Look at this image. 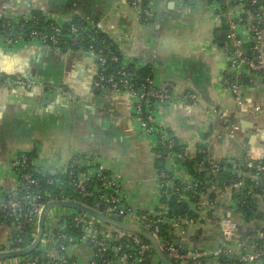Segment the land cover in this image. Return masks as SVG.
<instances>
[{
  "label": "crops",
  "instance_id": "obj_1",
  "mask_svg": "<svg viewBox=\"0 0 264 264\" xmlns=\"http://www.w3.org/2000/svg\"><path fill=\"white\" fill-rule=\"evenodd\" d=\"M130 1L0 0V13L15 16L37 10L56 23L77 17L95 25L124 61L149 70L154 82L169 90L172 102L158 108L157 121L191 159L204 152L216 163L240 161L246 151L264 159L263 83L242 75L240 104L223 87L227 52L222 37L217 39L223 33L208 1L154 0L147 21L140 20V11ZM96 73V61L84 52L34 42L12 48L0 42V74L39 84L29 91L0 89L1 193L14 186L12 161L19 155L35 153L50 164L90 156L100 168L116 174L124 199L137 212L154 209L157 173L164 164L153 150L155 138L141 134L127 95L94 90ZM187 93L196 96L195 104L179 101ZM232 126L239 128L233 138ZM178 176L188 180L184 172ZM254 202L264 215V202L258 197ZM234 206L230 194L222 193L200 225L173 232L172 240L196 250L222 241V219H230L242 235L263 224L245 222ZM9 233L7 226H0V243ZM66 257L73 264H90L93 250L73 245ZM16 263L13 259L1 264Z\"/></svg>",
  "mask_w": 264,
  "mask_h": 264
},
{
  "label": "built area",
  "instance_id": "obj_2",
  "mask_svg": "<svg viewBox=\"0 0 264 264\" xmlns=\"http://www.w3.org/2000/svg\"><path fill=\"white\" fill-rule=\"evenodd\" d=\"M153 1L131 0L130 5L140 11V20L147 21ZM207 1L218 29L223 33L221 45L227 52L228 70L221 77V84L240 104L242 75H250L255 82L261 80L264 86V0ZM0 22L7 31V34H0V42L12 48L32 42L56 48L60 43L59 36L64 24L51 26L50 35L33 29L23 36L27 23L32 22L33 27L37 25L31 12L15 16L0 13ZM89 30L87 27L84 29L85 32ZM78 31L76 27L70 30L69 43L72 46L80 42ZM79 52H84L96 61L94 90L127 95L141 134L155 138L153 150L159 158L165 159L163 169L157 173L158 198L155 207L151 211L138 213L124 199L116 174L100 168L90 156H75L66 163L50 164L37 156L29 159L28 154H22L12 161L15 177L13 188L8 192H0V226L5 225L10 230L6 241L0 243V254L21 250L10 248L21 245L28 230L33 240L35 239L39 216L45 205L69 202L149 233L156 239L170 264H264L263 213L261 220H255L263 224L256 225L252 231L243 235L230 219H222L219 224L222 241L196 250L187 249L183 242L175 243L171 237L173 232L184 233L186 229L200 225L204 217L214 210L218 196L224 192L230 194L234 205L235 196L243 192L264 202L263 188L259 189L258 194H252L253 189L259 187L261 178H264V165L258 163L261 159H255L247 151L244 157L247 169L254 170L260 177L244 173L241 164L230 160L226 162L230 166L228 171L235 174V179L222 187L218 181L204 183L205 187L201 189L202 183L196 182L184 165L191 160L188 151L183 147L176 151L174 148L179 145L177 140L157 121L158 108L172 102L169 90L157 85L152 77L142 79V83L135 87L130 78L140 68L135 66V71H128L131 63L121 61L113 53L104 55L102 50H96L92 46L86 50L81 48ZM108 60L121 63L116 76L106 75ZM38 86L33 79L0 74V89L22 88L29 91ZM43 87L52 92L50 86ZM179 101L195 104L197 98L187 93ZM255 112H259V109ZM238 129L237 126H232V138ZM204 162L209 163L208 170L212 175L218 173V163L206 157L199 164L200 168ZM181 172L189 176L188 180L180 179L178 175ZM246 180L252 184L249 189L246 187ZM176 181L182 184L181 189L176 186ZM42 183L46 186L45 189ZM212 195L214 199L211 198ZM173 197L178 205L186 206L187 212L183 216H171L169 207L162 202V199L169 201ZM86 199L93 200L92 207L84 203ZM234 208L237 212L236 205ZM64 209L72 210V213L68 214L63 210V214L50 217V210L47 215L44 233L36 249L47 258L44 264H73L66 257L67 249L73 245L92 248L93 258L90 264H161L153 247L138 235L107 226L82 211ZM162 227L167 229V237L162 236ZM12 260L2 261L0 264ZM16 260V264H39L38 257L30 255Z\"/></svg>",
  "mask_w": 264,
  "mask_h": 264
},
{
  "label": "trees",
  "instance_id": "obj_3",
  "mask_svg": "<svg viewBox=\"0 0 264 264\" xmlns=\"http://www.w3.org/2000/svg\"><path fill=\"white\" fill-rule=\"evenodd\" d=\"M35 21L37 22V25L33 27V23L29 22L26 24L24 31L22 32L23 36H26L29 34V32L33 29L37 30L40 33H47V35H50L51 32H49L50 27L57 23L51 20L47 15L42 13L41 11L33 10L31 11ZM76 27L79 31L77 33L79 44L76 46L70 45V30L71 28ZM89 28V31H84L85 28ZM0 34H7L6 28H4L1 25L0 22ZM60 43L56 47L58 49H64V50H70V51H79V49L83 48L84 50L88 49L89 46L94 47L96 50H102L104 55H107L109 53H113L118 58H120L121 61H123V57L121 53L117 50V48L111 44L108 39L100 33V31L97 29L95 25H92V27L88 26L87 22H84L83 20H80L77 17H74L71 19V21L64 23L62 27V33L59 36ZM121 68V63H113L109 60L106 64V75H114L116 76L118 70ZM128 71H135V66L133 64L128 66ZM136 74L130 78V82L135 85V87L139 86V84L142 83V79L146 77H151V74H149V70L143 68L135 72ZM182 147L180 145H176L174 148L176 151H179ZM164 156V154H163ZM27 157L29 159H33L36 157L35 153L28 154ZM206 154L204 152H200L195 159H191L189 161H186L184 165L188 169V173L196 180V182H201L202 185L200 186L201 189L205 187L204 183H210L213 181H218L219 185L222 187V185H227L231 183L235 179V174L229 172L230 166L226 162L218 163L219 164V171L216 175H212L209 170L208 162H204L203 165L199 166L201 161L206 158ZM162 161L164 162L165 159L162 157ZM237 163L242 165V170L244 173H249L252 176H259L257 175L254 170H248L246 167V160L242 159L240 161H236ZM162 163V162H161ZM160 163V164H161ZM259 164L264 165V159H261L258 161ZM163 164V163H162ZM159 165V164H158ZM163 169V165L161 167ZM160 168V169H161ZM176 186L178 188H182V184L180 182H175ZM43 184V188L45 189L46 186ZM246 187L249 189V187L252 185L249 180L245 181ZM264 189V178H261V183L257 189H253L252 194H258L259 189ZM200 189V190H201ZM247 189V191H248ZM50 190V189H49ZM47 191V190H46ZM212 199H214V196H211ZM93 200L86 199L84 203H86L88 206L92 207ZM162 202L166 203L169 207L171 216H183L187 210L186 206L183 207L181 205H178L176 201L174 200V197L171 198L169 201H165V199H162ZM235 205L237 207V212L240 213L243 217V219L246 222H251L255 220H261L263 215L260 213L257 209V205L254 202V199L252 196H247L245 192L240 193L235 196L234 198ZM244 202V204H243ZM181 208L185 211H181ZM139 213V212H138ZM161 234L163 237L168 236L167 229L165 227L161 228ZM33 238L31 237L30 230L26 231L23 236V242L19 246H12L10 249H17L21 248L24 249L26 247H29L33 243ZM30 257H38L39 264H44L47 261V258L45 255H43L39 250H35Z\"/></svg>",
  "mask_w": 264,
  "mask_h": 264
},
{
  "label": "water",
  "instance_id": "obj_4",
  "mask_svg": "<svg viewBox=\"0 0 264 264\" xmlns=\"http://www.w3.org/2000/svg\"><path fill=\"white\" fill-rule=\"evenodd\" d=\"M193 2H194V0L189 1V3H191V4ZM221 37H222V35H221V33H219L217 35V39L220 40ZM247 81H248V79L245 78L244 83H247ZM56 207L79 210L85 214H88V215L96 218L98 221L102 222L103 224H105L107 226H110L113 228H118V229L125 231V232L134 233V234L138 235L139 237H141L142 239H144L145 241H147L153 247V250L156 253L161 264H170L166 255L160 249L156 239L154 237H152V235H150L149 233H147V232H145L139 228H136L134 226L128 225V224L123 223L121 221L112 219L110 217H107V216L102 215L100 213H97L95 211H92V210H90V209H88L82 205L75 204V203H69V202L49 203V204L45 205V207L43 208V210L39 216L37 235H36L33 243L29 247H26V248L21 249V250L1 253L0 254V262L6 261V260H11V259L22 258V257H26V256L31 255L38 248V246L40 244L41 238H42L43 233H44V225H45V221H46L48 213L50 212V210H52L53 208H56ZM182 210L183 209L181 208V211Z\"/></svg>",
  "mask_w": 264,
  "mask_h": 264
},
{
  "label": "rangeland",
  "instance_id": "obj_5",
  "mask_svg": "<svg viewBox=\"0 0 264 264\" xmlns=\"http://www.w3.org/2000/svg\"><path fill=\"white\" fill-rule=\"evenodd\" d=\"M203 3V2H202ZM211 10V7L209 8ZM157 200V199H156ZM156 203V201H155ZM63 210L64 212L66 211L68 214L72 213V210H69V209H64V208H55V209H52L51 211V216L50 217H53V216H58V215H61L63 214Z\"/></svg>",
  "mask_w": 264,
  "mask_h": 264
}]
</instances>
